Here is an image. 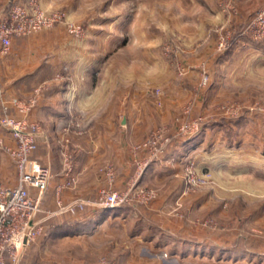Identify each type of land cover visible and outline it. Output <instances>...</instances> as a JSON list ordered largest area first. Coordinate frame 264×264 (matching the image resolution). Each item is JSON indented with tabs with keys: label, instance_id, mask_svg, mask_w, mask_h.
I'll return each mask as SVG.
<instances>
[{
	"label": "rangeland",
	"instance_id": "374dc122",
	"mask_svg": "<svg viewBox=\"0 0 264 264\" xmlns=\"http://www.w3.org/2000/svg\"><path fill=\"white\" fill-rule=\"evenodd\" d=\"M23 1L0 0V8ZM37 1L46 11L66 14L85 29L79 39L62 25L38 33L44 34L46 60L58 45L86 47L88 52L77 51L76 58L88 56L102 75L122 79L125 95L144 92L155 98L157 123L133 147V154L154 129H165L175 143L182 123L183 141L193 145L183 151L180 194L173 199L168 178L153 180L149 187L139 184L155 191V198L144 201L136 194L130 204L103 214L102 236L58 247L57 264H91L93 257L98 258L96 264H264V39H256L264 0ZM60 71L64 77L70 70L64 64ZM178 88L186 98L182 111L173 123L161 120L163 97ZM31 97L38 101L37 91ZM35 108L27 116L32 124L29 116ZM191 130L197 133L190 136ZM219 157L246 163L245 173L230 176L226 166L217 169ZM59 162L61 171L63 158ZM42 165L54 174L52 164ZM191 171L197 177L194 184H188ZM121 190L117 191L124 193L127 187ZM53 193L50 186L42 217L56 209L55 201L53 210L51 206ZM163 202L164 213L153 208ZM102 210L90 207L71 219H94ZM66 218L70 216L62 217ZM51 230L48 224L19 264L25 263L32 245L52 237ZM183 252L190 257H183Z\"/></svg>",
	"mask_w": 264,
	"mask_h": 264
},
{
	"label": "crops",
	"instance_id": "0c3cea01",
	"mask_svg": "<svg viewBox=\"0 0 264 264\" xmlns=\"http://www.w3.org/2000/svg\"><path fill=\"white\" fill-rule=\"evenodd\" d=\"M43 35L14 39L9 53L0 52V118L5 113V108L7 113L18 115L13 101L28 99L37 91L38 105L29 119L40 125L41 133L38 138V151L32 158L39 163L46 162L54 166L50 183L53 192L55 186L64 180L63 170L60 171L56 163L62 158L57 150L60 151L63 147L70 150L80 181L75 190L64 193L66 201L77 198L95 200L98 189L106 184L102 169L107 165H114L116 170L114 188H128L127 181L134 172L135 158L145 157L144 152L133 154V147L157 123L155 98L144 92L125 95L122 79L102 75L100 67H93L95 63L88 56L76 58L77 51L88 52L85 51L86 47L78 49L75 44L58 45L51 49L52 58L46 60ZM64 64L68 65L70 71L62 79H56V74ZM98 71L99 74L96 73ZM185 99L179 88L178 91L164 96V114L161 115V120L167 118V122L173 123V117L182 111ZM0 137L5 145H15L12 135L1 126ZM192 146L183 140L173 143L162 160L149 165L138 185L149 187L153 180L163 182L168 178V192L174 199L183 190V156H186L183 151ZM232 147L233 145H228L229 149ZM224 159L219 157L217 163L215 162L217 169L226 166L230 176L245 173L242 164L246 163L232 158L224 162ZM16 183L15 164L7 153L0 152V185L15 186ZM31 193L36 195L34 190ZM54 201L53 196L52 210ZM166 206L163 202L153 205V208L164 213ZM42 207L44 209L45 206ZM72 219L52 217L46 221V225L79 221ZM104 224L105 221L95 226L92 232L83 235H52L46 242L42 239L30 247L24 264L59 263L54 253L63 244L97 240L102 236ZM182 254L183 257L191 255L186 252ZM97 261L98 258L93 257L89 263L96 264Z\"/></svg>",
	"mask_w": 264,
	"mask_h": 264
},
{
	"label": "built area",
	"instance_id": "2783aa9c",
	"mask_svg": "<svg viewBox=\"0 0 264 264\" xmlns=\"http://www.w3.org/2000/svg\"><path fill=\"white\" fill-rule=\"evenodd\" d=\"M258 20L261 26L256 39L262 40L264 14H261ZM59 25L77 39L85 34L83 25L72 22L66 14L46 11L37 0H28L27 3L9 2L0 8V52L9 53L14 39L30 37ZM65 70L67 69L64 68ZM62 74L63 71H59L56 79H61ZM207 82L208 77L204 76L202 84L205 85ZM37 102V99L32 97L25 101H13L18 115H10L5 108V113L0 118L1 128L9 132L16 142L15 147H9L0 137V152L10 156L17 171L15 186L0 185V264H19L28 246L45 233L46 221L52 217H75L90 207L103 210L121 208L130 204L136 194L144 201L155 198V191L139 187L138 182L152 162L160 161L166 156L173 143L165 129L151 131L146 141L135 147L137 152L144 151L146 157L135 158V170L127 190L123 193L113 189L116 170L113 165H107L102 169L107 183L100 187L94 201L64 199V193L75 190L79 184V177L71 160L72 155L64 149L62 151L64 180L54 188L56 209L42 217L45 214L42 200L50 187L53 175L49 167L32 159L38 148L40 125L29 123L27 116L37 106ZM196 133V130H191L190 136ZM183 134L185 135L182 123L177 130L176 140H183ZM194 174L193 171L189 172L188 176L191 177L188 184L195 183L197 177ZM32 190L36 191V195L31 193Z\"/></svg>",
	"mask_w": 264,
	"mask_h": 264
},
{
	"label": "trees",
	"instance_id": "16d2710c",
	"mask_svg": "<svg viewBox=\"0 0 264 264\" xmlns=\"http://www.w3.org/2000/svg\"><path fill=\"white\" fill-rule=\"evenodd\" d=\"M27 2L28 0L23 1V3H27ZM106 212H109V210H102V212L100 213L102 214L101 216L98 215L99 217L86 221H76L74 223H69L65 221L63 224H59V225L53 224L50 234L66 236L71 234L73 235L81 234L83 232L90 233L93 231L95 226H97L102 221L104 216L103 214H105Z\"/></svg>",
	"mask_w": 264,
	"mask_h": 264
}]
</instances>
